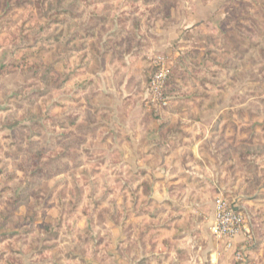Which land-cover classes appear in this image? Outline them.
Masks as SVG:
<instances>
[{"label": "rangeland", "instance_id": "1", "mask_svg": "<svg viewBox=\"0 0 264 264\" xmlns=\"http://www.w3.org/2000/svg\"><path fill=\"white\" fill-rule=\"evenodd\" d=\"M159 58L169 106L134 109L167 138L211 133L179 195L198 212L191 246L143 219L158 179L121 158L106 89L129 62L149 88ZM218 197L253 229L232 262L264 264V0H0V264H192L199 246L211 264Z\"/></svg>", "mask_w": 264, "mask_h": 264}, {"label": "crops", "instance_id": "2", "mask_svg": "<svg viewBox=\"0 0 264 264\" xmlns=\"http://www.w3.org/2000/svg\"><path fill=\"white\" fill-rule=\"evenodd\" d=\"M131 63L132 62H129L128 65L123 67L126 72L124 71V73L119 74L122 75L121 81L119 83H116L115 81V83H111L109 81L106 89L107 93H110V95L116 96L117 93L121 95L120 102L122 109L118 113V121L115 122L114 128L115 131L118 130L121 134V139L116 142L117 147H119L121 152V158L124 159L125 164H134L139 170L147 169V178L152 175L150 178H154L155 176L156 179H158V182L153 186L151 184V190L148 193L149 200L146 204L147 210L150 214L144 215L143 219L150 217L149 220H151L152 223H161L160 235L165 239L180 242L181 245L184 246L196 244V241L201 243V240H203L202 235H192V232L196 231L198 226V212L191 211L192 205L189 199L186 200V202L189 203L184 205L183 202H185V196L179 195L182 188L184 189L185 186L189 187L188 183H190L191 178L194 176V169H191L192 172H189L186 167H189L190 165L193 167L194 163L196 164L197 161L201 159L199 154L200 146L202 147L204 145V143L202 144V142H204L203 140H208L209 134L211 133L208 132L203 140L192 143V133L197 135L198 132V134H200L201 130L206 131L208 129L207 125L196 121L192 126L186 125L176 127V130H172L175 135L171 138L162 135L165 130L161 131V134L160 127L155 123L153 117L150 116L152 114L148 112L151 110L144 111L142 109H134L135 105H137V100L143 103L144 101H147L150 96L149 88L147 86L148 83L146 82L145 77L142 76L143 72L140 71L136 77V67L132 66ZM140 64L141 66L139 67L144 70L145 66H143L142 63ZM131 102L133 103L132 106L127 107ZM149 102L150 103L148 104H152L150 100ZM185 114H183V121L186 123L189 119V115H187V113ZM169 115L170 118L180 116L179 114ZM185 116L187 118L186 120ZM176 134L178 135L176 136ZM159 137H161V139ZM151 165L153 167H150ZM153 172L154 174H152ZM240 207L245 208L244 205ZM152 228L154 229L155 227L152 226ZM177 232H180L182 235L178 236L176 234ZM120 235L121 237L123 236L122 231L120 232ZM206 238L207 237H205V239ZM213 238L214 237L211 235L210 239L214 242L215 238ZM215 243L216 241L214 242V247L211 246L210 248L211 253L214 252L211 255V264H219L218 260L224 256L221 249H217L219 245L217 246V243L216 245ZM236 245L237 247L242 246L243 240L238 239ZM195 249L196 248H194L195 254L191 257V263L203 264L207 252L209 253V248L204 250L205 253L202 252L203 248L201 246H199L198 253L196 252L197 249ZM228 253L230 254L224 256L226 259L225 264H237V262L234 263L230 259V256L234 257L233 252ZM108 260L111 261L112 258ZM120 260L121 264H126L124 259L120 258ZM106 264L112 263L107 262Z\"/></svg>", "mask_w": 264, "mask_h": 264}, {"label": "built area", "instance_id": "3", "mask_svg": "<svg viewBox=\"0 0 264 264\" xmlns=\"http://www.w3.org/2000/svg\"><path fill=\"white\" fill-rule=\"evenodd\" d=\"M156 65L158 70L149 81V100L152 104L165 108L169 106L167 96L169 70L161 58ZM211 234L217 244L223 246L225 252H233L238 261L243 260V254L247 250L242 247L238 249L236 245L238 239H242L243 243L254 241L253 229L243 207L231 204L223 197H219L215 204Z\"/></svg>", "mask_w": 264, "mask_h": 264}]
</instances>
